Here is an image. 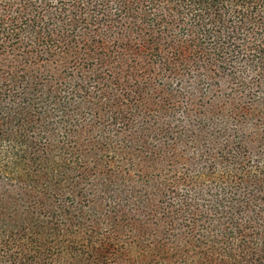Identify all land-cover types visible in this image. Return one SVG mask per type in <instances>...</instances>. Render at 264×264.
<instances>
[{
	"label": "trees",
	"instance_id": "16d2710c",
	"mask_svg": "<svg viewBox=\"0 0 264 264\" xmlns=\"http://www.w3.org/2000/svg\"><path fill=\"white\" fill-rule=\"evenodd\" d=\"M0 264H264V0H0Z\"/></svg>",
	"mask_w": 264,
	"mask_h": 264
}]
</instances>
